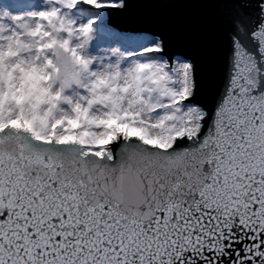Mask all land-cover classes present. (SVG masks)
Returning a JSON list of instances; mask_svg holds the SVG:
<instances>
[{
    "label": "snow or ice",
    "instance_id": "6c2138e0",
    "mask_svg": "<svg viewBox=\"0 0 264 264\" xmlns=\"http://www.w3.org/2000/svg\"><path fill=\"white\" fill-rule=\"evenodd\" d=\"M0 264H264V0H0Z\"/></svg>",
    "mask_w": 264,
    "mask_h": 264
}]
</instances>
